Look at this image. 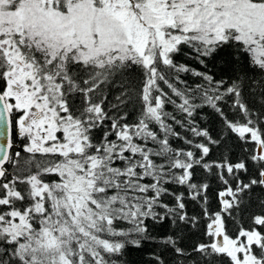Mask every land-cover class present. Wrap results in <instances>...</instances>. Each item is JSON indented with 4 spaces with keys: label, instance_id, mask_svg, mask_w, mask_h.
Masks as SVG:
<instances>
[{
    "label": "snow or ice",
    "instance_id": "6c2138e0",
    "mask_svg": "<svg viewBox=\"0 0 264 264\" xmlns=\"http://www.w3.org/2000/svg\"><path fill=\"white\" fill-rule=\"evenodd\" d=\"M0 264H264V0H0Z\"/></svg>",
    "mask_w": 264,
    "mask_h": 264
},
{
    "label": "trees",
    "instance_id": "16d2710c",
    "mask_svg": "<svg viewBox=\"0 0 264 264\" xmlns=\"http://www.w3.org/2000/svg\"><path fill=\"white\" fill-rule=\"evenodd\" d=\"M187 78V77H185ZM207 111L210 110H206L205 113H201L202 117H204V123H208V120L210 119L209 116H207ZM220 150L219 149H214L213 154H212V158H216L219 155ZM240 153V149L239 147H234L233 148V158L235 159L236 155H238ZM211 183V189H210V193H209V200H210V204L213 210H215L217 208V201H216V196L215 193L219 190L218 187V182L217 181H210ZM189 211L192 214H196L197 212H199V207L198 206H192L189 205ZM260 208L258 206V201H254L250 207L246 210V212L244 213V217L245 219L249 216V215H253V214H259L260 213ZM245 226H247V223H245ZM203 222H201V224L198 226V228H193L191 229V232L188 236V242H194L198 239H204V237L202 236V232H203ZM229 227H234V225L232 224L231 221H229ZM130 260H134V261H143V260H147L148 257L146 254H140V253H133L130 257Z\"/></svg>",
    "mask_w": 264,
    "mask_h": 264
}]
</instances>
